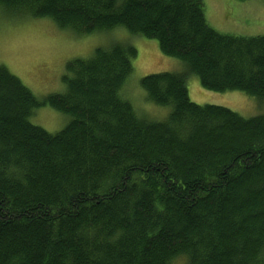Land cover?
<instances>
[{"label": "trees", "instance_id": "obj_1", "mask_svg": "<svg viewBox=\"0 0 264 264\" xmlns=\"http://www.w3.org/2000/svg\"><path fill=\"white\" fill-rule=\"evenodd\" d=\"M75 34L122 27L157 42L183 72L140 79L165 120L122 93L136 49L114 42L65 65L62 93L38 99L0 65V264H264V112L189 99L210 91L264 105V34H223L202 0H0ZM49 105L69 122H30Z\"/></svg>", "mask_w": 264, "mask_h": 264}, {"label": "rangeland", "instance_id": "obj_2", "mask_svg": "<svg viewBox=\"0 0 264 264\" xmlns=\"http://www.w3.org/2000/svg\"><path fill=\"white\" fill-rule=\"evenodd\" d=\"M207 23L223 34L254 36L264 34V0H202ZM114 42L129 43L136 49L132 71L122 93L137 114L162 121L169 114V106H160L147 99L140 79L160 72H183L180 59L161 53L157 42L139 34H131L122 27L108 31L75 34L59 28L46 17L14 15L0 8V65L17 76L31 92L41 99L48 94L65 90L62 76L65 65L74 58H88L97 47ZM186 84L189 99L199 105L228 107L243 117L264 112V105L256 97L240 90L214 92L204 89L194 74H188ZM134 98V99H133ZM66 113L49 105L33 110L29 120L50 133L60 131L70 120ZM169 264H186L185 256H176Z\"/></svg>", "mask_w": 264, "mask_h": 264}, {"label": "bare ground", "instance_id": "obj_3", "mask_svg": "<svg viewBox=\"0 0 264 264\" xmlns=\"http://www.w3.org/2000/svg\"><path fill=\"white\" fill-rule=\"evenodd\" d=\"M201 82V81H200ZM213 91V90H212ZM215 92V91H214ZM220 93V92H219ZM134 99V98H133Z\"/></svg>", "mask_w": 264, "mask_h": 264}]
</instances>
